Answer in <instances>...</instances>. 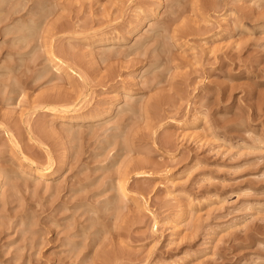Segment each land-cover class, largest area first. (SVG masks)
<instances>
[{"label": "rangeland", "instance_id": "374dc122", "mask_svg": "<svg viewBox=\"0 0 264 264\" xmlns=\"http://www.w3.org/2000/svg\"><path fill=\"white\" fill-rule=\"evenodd\" d=\"M191 2L0 0V264H264V0Z\"/></svg>", "mask_w": 264, "mask_h": 264}, {"label": "bare ground", "instance_id": "6f19581e", "mask_svg": "<svg viewBox=\"0 0 264 264\" xmlns=\"http://www.w3.org/2000/svg\"><path fill=\"white\" fill-rule=\"evenodd\" d=\"M23 1V0H22ZM47 1H50V0H31V3H32V7H31V9L29 10V13L26 15V16H29V18H30V22H33V24H34V26H36L37 25V19H43V20H45V23H46V26H47V28H45V29H43V35H45V37L46 38H48V44H47V46H48V48L50 49V51H51V49L53 48V19H50V18H52L53 17V9H50L49 11L48 10H40V9H38V7H40V5H42V3H44V2H47ZM193 2H191V6L193 7V8H196L197 10L198 9H209V8H211L212 6L210 5L211 4V2L209 3V0H192ZM26 2V1H25ZM30 2V1H29ZM51 3V2H50ZM18 4H20V2H18ZM24 5H25V3H23ZM50 5H52V4H50ZM66 5V4H65ZM214 5V4H213ZM19 7V6H18ZM20 9H22V7L23 6H21V4H20ZM67 7V6H66ZM17 10H14V14H16V13H19L21 10H19L18 8H16ZM99 10L101 11H105V9H104V7L103 6H100L99 7ZM70 11H71V9H70ZM101 11V12H102ZM109 10H107V12H108ZM22 12V11H21ZM72 12H73V10H72ZM74 13V12H73ZM76 13V12H75ZM13 14V13H12ZM77 15V14H76ZM12 16V15H11ZM21 17H23V16H21ZM33 17H36V18H33ZM8 18V17H7ZM63 18V17H62ZM10 19V18H9ZM60 18H58V20H59ZM96 20V19H95ZM56 23V22H55ZM54 23V24H55ZM33 25H32V27H26V30L27 31H29V32H31L32 30H33V28H35ZM56 27V26H55ZM21 28V27H20ZM58 28V27H57ZM77 28V27H76ZM166 28H169V27H167L166 26ZM22 29V28H21ZM20 29V30H21ZM23 29H24V27H23ZM61 29V28H60ZM64 29V28H63ZM63 29H61V30H63ZM169 30V29H168ZM173 30V29H172ZM177 32H179V35H184V34H186L187 32H188V30H183V31H181V30H176ZM187 31V32H186ZM21 32V33H20ZM20 32H18V31H14V30H11V31H8V32H5L4 31V33L5 34H3V36L4 35H16L17 33H19L20 34V36L18 35H16L15 37H13V38H11V41L12 42H14L15 44L16 43H18L19 44V46H18V49H21L24 45L25 46H27V45H29V43L30 42H32V41H34L35 40V42H36V40L37 39H39V37H40V35H39V37L37 38V35H35V33L34 34H29V32H27L28 34H26V35H22V31H20ZM61 32V31H60ZM45 38V39H46ZM43 39H44V37H43ZM39 42V41H38ZM44 42V41H43ZM46 43V42H45ZM48 58H50V59H52L54 56H53V54L51 53V52H49V54H48V56H47ZM227 58V57H226ZM60 101V100H59ZM75 107V106H74ZM76 108V107H75ZM54 109H56V108H53V110ZM74 109V108H73ZM164 112V111H163ZM166 113V112H165ZM160 115L163 117V115H164V113L163 114H159L157 117H160ZM165 116H167V115H165ZM169 117V116H168ZM164 118V117H163ZM167 118V117H166ZM158 119V118H157ZM162 119V118H161ZM160 119V120H161ZM159 120V119H158ZM162 121H163V119H162ZM158 122V121H157ZM160 124V123H159ZM161 125L162 124H160L159 126L161 127ZM167 143V142H166ZM165 143V144H166ZM169 143V142H168ZM167 143V144H168ZM170 144V143H169ZM168 147H169V145H168ZM50 169V168H49ZM35 174L38 176H41V175H43L42 173H41V171H39V170H37L36 172H35ZM126 182V181H125ZM125 182H122L120 185H121V188L123 189V190H121L122 192H125ZM103 262V261H102Z\"/></svg>", "mask_w": 264, "mask_h": 264}]
</instances>
